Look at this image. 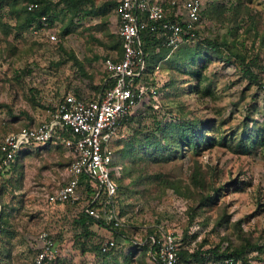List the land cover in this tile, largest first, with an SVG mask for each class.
Listing matches in <instances>:
<instances>
[{
    "label": "rangeland",
    "instance_id": "obj_1",
    "mask_svg": "<svg viewBox=\"0 0 264 264\" xmlns=\"http://www.w3.org/2000/svg\"><path fill=\"white\" fill-rule=\"evenodd\" d=\"M90 1L72 14L62 0H45L57 14L51 42L23 27L28 0H0V140L46 119L66 92H99L102 61L118 49L117 0ZM202 7L197 39L147 73V84L159 85L160 111L139 105L115 147L122 226L111 233L93 221L86 235L75 222L89 204L85 193L48 206L46 195L69 178L71 158L60 148L34 149L0 174V264H34L41 231L55 242L50 264H150L140 243L156 226L182 230L194 249L249 244L240 263L264 264V0H203ZM91 8L98 14L84 12ZM169 117L203 122L204 133L228 146L145 147ZM237 142L246 154L233 150ZM109 238L115 247L100 255L96 248Z\"/></svg>",
    "mask_w": 264,
    "mask_h": 264
},
{
    "label": "built area",
    "instance_id": "obj_2",
    "mask_svg": "<svg viewBox=\"0 0 264 264\" xmlns=\"http://www.w3.org/2000/svg\"><path fill=\"white\" fill-rule=\"evenodd\" d=\"M202 6L203 0H170L168 3L117 0V35L121 38V51H114L103 61L107 81L101 93L95 98H83L66 92L46 119L4 135L0 140V174L22 151L46 145L61 147L71 158L69 178L56 191L46 195L45 203L62 205L77 201L85 193L89 204L84 212L96 222L111 225L109 230L114 233L113 229L123 224L117 207L118 186L112 175L115 172L118 178L123 171L116 158V143L124 137L127 120L139 105H149L153 112H159L161 108L159 85L147 84L139 33L148 28L162 39L164 47L177 50L197 39ZM36 7L35 3L27 5L28 10ZM54 24L42 15L31 24L28 32L52 42L57 38ZM171 121L173 119L169 117L168 122ZM114 160L118 163L111 167ZM85 184L89 185L90 192L83 186ZM187 234L192 236L194 233L188 231ZM187 239L182 230L156 226L140 245L147 247L150 264H241L232 257H213L203 248L194 249L190 244L192 241ZM36 240L39 247L34 264H50L56 256L53 238L41 231ZM115 245L114 239H107L99 245L100 253H109ZM195 251H199V260L182 259L183 253Z\"/></svg>",
    "mask_w": 264,
    "mask_h": 264
},
{
    "label": "trees",
    "instance_id": "obj_3",
    "mask_svg": "<svg viewBox=\"0 0 264 264\" xmlns=\"http://www.w3.org/2000/svg\"><path fill=\"white\" fill-rule=\"evenodd\" d=\"M45 0H28V2L25 5V15H24V23L23 27L28 31L29 27L32 23L36 22L42 15L47 16L49 23L52 25L57 20V14L54 12L51 6L50 2L44 3ZM63 3H65L69 9V11L72 12V14H76L79 10H83L84 7L89 6L91 4L90 0H62ZM29 3H35L37 4V7L33 10H28L27 5ZM91 6V5H90ZM116 6V4H115ZM203 8V7H202ZM86 14L91 15H97L98 12L96 9H90V11H84ZM105 12V11H104ZM206 11L204 9L200 13L201 15L205 14ZM171 16V15H170ZM172 18V16H171ZM118 37V49L116 51H121V38L119 35ZM139 38L141 41V49L144 54V60H145V72L148 73L150 70L153 69V67L156 65V63L162 59H164L167 55V53L170 51V49L163 46L162 39L159 38L155 32L150 31V29H143L139 33ZM204 40V39H202ZM204 41H202L203 43ZM212 47H216L219 44L215 42H210L209 40L205 41ZM189 44V43H188ZM187 45V44H184ZM182 45V46H184ZM181 46V47H182ZM253 79H256V76L251 75ZM81 97V96H79ZM135 120L134 115L132 117H129L127 120V125H131L133 121ZM30 125V124H27ZM26 126V125H24ZM156 129L159 130V136L157 137L154 135V133H150L149 135H146L145 139L147 140V143L144 145L154 147L155 150H161L165 151L166 149H182V150H192L193 152H197L200 147L206 146V148L214 147L216 145L220 146H228V144L225 143V139H215L214 137H209L207 133H204V129L206 124L203 122H192V121H171V122H163L162 124L156 125ZM21 128V127H20ZM19 128V129H20ZM17 129V130H19ZM15 130V131H17ZM13 132V131H12ZM121 141H118L116 145ZM171 145H174L172 147ZM176 145V146H175ZM47 147H41L38 148L42 149ZM184 148V149H183ZM116 150V149H115ZM233 150L240 153V154H246L247 153V147L246 145L241 144V142H237ZM30 151H22L20 155H18L15 160L10 164V166L5 169V173H7L10 168L14 165V163L19 159L20 156H24L28 154ZM123 172V171H122ZM123 176V173L120 175V177L116 178V181L119 180ZM85 188H87V192H90L91 189L89 185L85 184L83 185ZM118 186V185H117ZM90 190V191H89ZM118 198V197H117ZM94 220L89 217L84 211H82L80 217L75 221L77 224L81 225L86 235L90 234L87 232L88 225L91 224ZM102 226H105V224L102 221H97ZM4 221H3V209L0 212V239L3 232H5L4 229ZM108 229H111V225L105 226ZM116 231V229H113ZM149 234L153 233V230L148 232ZM145 250L147 249L146 246H141ZM251 247L249 244L243 245L239 248H234L229 250L227 247L222 250V252H219V247L213 248L209 251H206V253H211L213 257H232L235 261L240 260L243 258L244 254L247 252V248ZM252 250H261L260 246L252 247ZM98 250V253L100 255H106L101 254L99 247L96 248ZM200 249V248H198ZM199 251H195L193 254H187L186 252L182 254V259L187 260L189 258H193L195 260H199ZM108 254V253H107Z\"/></svg>",
    "mask_w": 264,
    "mask_h": 264
},
{
    "label": "crops",
    "instance_id": "obj_4",
    "mask_svg": "<svg viewBox=\"0 0 264 264\" xmlns=\"http://www.w3.org/2000/svg\"><path fill=\"white\" fill-rule=\"evenodd\" d=\"M116 6H117V2H116ZM116 6H115V9H116ZM117 30H118V17H117ZM113 53H114V51H113ZM113 53H111L109 56H106L104 59H103V61L107 58V57H110V56H112L113 55ZM103 61H102V67H103ZM103 69V73H104V80H103V82H102V84H101V86H100V89H99V92L97 93V95L96 96H98L100 93H101V91H102V89H103V86H104V84L106 83V81H107V75H106V73H105V71H104V68H102ZM70 92V91H69ZM71 93H73V94H75V95H77V96H81V97H83V98H89V97H84V96H82V95H79V94H77V93H75V92H71ZM95 96V97H96ZM95 97H92V98H95ZM55 147V148H60V149H62L61 147H58V146H55V145H47V147ZM46 148V147H45ZM63 150V149H62ZM68 156H69V154L65 151V150H63ZM70 157V156H69ZM89 198V197H88ZM87 206V205H86ZM85 206V207H86ZM84 207V208H85ZM83 211H84V209H83ZM37 245H38V243H37ZM38 247H39V245H38ZM37 247V248H38Z\"/></svg>",
    "mask_w": 264,
    "mask_h": 264
}]
</instances>
